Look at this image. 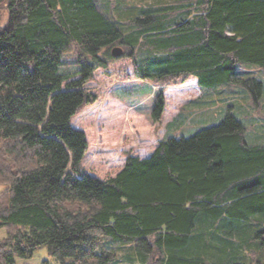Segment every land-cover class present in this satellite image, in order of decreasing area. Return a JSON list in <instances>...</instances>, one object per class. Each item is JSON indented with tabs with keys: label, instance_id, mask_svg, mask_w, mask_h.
I'll return each instance as SVG.
<instances>
[{
	"label": "trees",
	"instance_id": "trees-1",
	"mask_svg": "<svg viewBox=\"0 0 264 264\" xmlns=\"http://www.w3.org/2000/svg\"><path fill=\"white\" fill-rule=\"evenodd\" d=\"M124 58L159 87L155 124L163 88L190 78L245 89L260 110L264 0H0V264L43 247L60 264H264V136L248 140L264 121L228 112L113 178L86 171L72 121L100 98L85 89L95 72Z\"/></svg>",
	"mask_w": 264,
	"mask_h": 264
},
{
	"label": "rangeland",
	"instance_id": "rangeland-1",
	"mask_svg": "<svg viewBox=\"0 0 264 264\" xmlns=\"http://www.w3.org/2000/svg\"><path fill=\"white\" fill-rule=\"evenodd\" d=\"M8 17L6 14L1 26H4ZM71 70L74 71L75 68ZM251 70L264 82V69L252 67ZM123 75H126L128 80L141 81L135 78L134 66L129 58L110 63L107 69L99 68L93 81L85 87L86 90L99 94L98 102L86 107L72 121L75 128L85 132L89 143L83 162L84 168L89 174L102 180L115 176L124 167L128 155L143 157L151 154L160 142L170 135L174 134L171 137L176 138L190 137L202 129L220 124L228 112H232L248 126L256 119L261 121L259 126L264 121V104L260 110L255 109L251 96L245 89L238 87L237 93H232L229 87L224 86L216 93L205 94L198 86L197 79L190 78L181 85L163 88L166 109L162 121L155 124L151 115L159 87L151 83L155 91L154 95L149 97L152 86L133 81L127 84L117 82ZM112 95L125 101L126 106L115 100ZM132 105L137 108L130 113L129 107ZM175 119L177 123L174 126L172 121ZM258 129L254 126L248 128L249 141L252 130L256 131L257 136H264L263 128L259 133ZM8 234L7 227L0 228V240L5 239ZM132 245L117 246L120 263L125 259L122 254L134 249L135 246ZM257 259L264 262V254L261 252ZM17 262L60 264L50 255L48 247L39 249L31 259L18 258Z\"/></svg>",
	"mask_w": 264,
	"mask_h": 264
},
{
	"label": "crops",
	"instance_id": "crops-1",
	"mask_svg": "<svg viewBox=\"0 0 264 264\" xmlns=\"http://www.w3.org/2000/svg\"><path fill=\"white\" fill-rule=\"evenodd\" d=\"M121 78V79H120ZM119 79H118V81L117 82H122V84H127V83H129V82H136V83H142V84H148L150 87L152 86V88L154 87L151 83H149V82H144V81H134L133 79H127L126 78V75H123L122 77H120ZM154 88L153 89H151L150 90V93H149V97H151V96H153L154 95ZM112 97H115L116 99L115 100H117V101H119L122 105H124V106H126V103H125V101H123L121 98H119V97H117V96H113L112 95ZM136 104V103H135ZM137 105V104H136ZM136 105H132L131 107H129V110H130V113L132 112V111H134L136 108H137V106ZM175 121H177L176 119L175 120H173L172 122H173V124L172 125H176V123H175ZM171 125V126H172ZM174 134H172V135H170L169 137H167V138H171V136H173ZM165 136V135H164ZM163 136V137H164ZM166 138V139H167ZM158 147V146H157ZM157 147L154 149V151L157 149ZM126 151H129V150H126ZM132 151V150H131ZM154 151L151 153V154H147L146 156H139V155H134L135 157H139V158H141V159H146V158H149L153 153H154ZM85 159H86V157H85ZM126 161H127V157H126V159H125V164H126ZM125 164H124V167H125ZM124 167L116 174V175H118L123 169H124ZM115 175V176H116ZM115 176H113V177H115ZM96 177V176H95ZM113 177H111V178H113ZM100 179V178H99ZM108 179H110V178H108ZM108 179H105V180H108ZM102 180V179H101Z\"/></svg>",
	"mask_w": 264,
	"mask_h": 264
},
{
	"label": "water",
	"instance_id": "water-1",
	"mask_svg": "<svg viewBox=\"0 0 264 264\" xmlns=\"http://www.w3.org/2000/svg\"><path fill=\"white\" fill-rule=\"evenodd\" d=\"M123 54H124V50H123V48L120 47V46L115 47V48L112 50V55H113L115 58L121 57Z\"/></svg>",
	"mask_w": 264,
	"mask_h": 264
}]
</instances>
